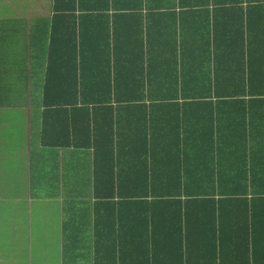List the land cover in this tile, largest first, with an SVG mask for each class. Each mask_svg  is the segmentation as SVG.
<instances>
[{
    "label": "crops",
    "instance_id": "1",
    "mask_svg": "<svg viewBox=\"0 0 264 264\" xmlns=\"http://www.w3.org/2000/svg\"><path fill=\"white\" fill-rule=\"evenodd\" d=\"M27 3L0 6V264H114V258L115 264H132L127 254H135L141 234L147 233L139 228V215L144 213H140L137 193L133 197L140 190L137 164L143 158L152 159L163 147L185 157L194 151L197 156L225 159L239 155L253 171L264 166V101L259 99L264 98V2L210 0L166 14L168 10L154 11L151 16L135 9L108 19L109 31L113 26L117 32L116 60L167 64L168 72L163 70V74L171 81L178 76L173 94L207 93L205 85L211 80L212 95L231 97L243 92L247 96L243 100H256L241 106L220 102L229 97L217 98L219 102L209 108L192 104L191 99L184 104L126 103L128 108L115 114L117 128L128 124L130 132L137 134V125H150L161 131L162 138L155 142L148 135L150 146H145L143 136H128L124 131L115 151L116 163L108 170L94 163L97 155L86 132L87 118L78 124L72 107L45 108L42 101L45 94L79 93L75 78L82 79L88 90L91 61H103L112 45L107 51L98 40L91 48L90 21L83 20L85 37L79 52L72 18L54 17L51 0ZM92 20L94 33L102 29L104 33L108 21ZM135 26L140 29V43L129 36ZM147 79L149 92L169 93L173 83L154 91L156 86L151 87ZM99 116L104 118V114ZM177 117L186 129L199 127L205 134L213 130L211 138L194 139L195 133L183 130L185 139L168 140L166 122L175 123ZM226 161L223 167L234 165ZM159 169L169 176L162 166ZM186 185L190 191L230 188L223 180L216 187L211 182L201 188L194 181ZM170 204L166 200L145 211L149 230ZM200 208L199 202L189 205L187 220L194 222L190 233L185 224L181 234L173 232L169 246L177 252L181 248L184 255L185 249L194 256L202 252L201 233L196 229ZM147 240L149 249V236ZM221 249L224 264L232 260L235 264L237 246L228 243ZM156 252L175 253L168 246Z\"/></svg>",
    "mask_w": 264,
    "mask_h": 264
},
{
    "label": "trees",
    "instance_id": "2",
    "mask_svg": "<svg viewBox=\"0 0 264 264\" xmlns=\"http://www.w3.org/2000/svg\"><path fill=\"white\" fill-rule=\"evenodd\" d=\"M209 1L51 0L50 6L53 9L54 17L62 15L70 17L74 21L75 24L73 23L72 30L75 32L74 41L77 48H80L79 52L82 48L81 40L85 37L83 20L90 21V36L87 39L91 43V48L95 47L94 42L98 40L105 43L107 51L109 50V44L111 43L112 45V50L106 52L103 61L100 60L97 63L93 60L91 61L90 87L88 90L83 88L85 82L82 79L79 78L78 80L75 78V90L79 91V93L75 92L66 96L45 94L42 101L45 108L53 106L61 107L62 105L72 107V113L75 114L74 120L78 124H81L82 120L87 118L86 132L89 138H91L94 155H97L93 158L97 166L105 168V170L114 166L117 156L115 151L117 147L119 148L120 142L124 138L120 136L126 135L123 134L124 131L127 132L128 136H143L145 138V146H150V141L146 137L148 135L155 142H157V139L162 138L161 131L152 129L150 125H137L136 134V130L130 132V126L127 124L124 128L121 127V130L118 127L120 130L119 135V130L115 124V114L128 108L124 104H161L164 102H181V104H184L186 99H191L190 102H193L192 104H201L209 108L215 102H219V100L215 99H226L229 97L212 95L209 92L211 90V80H208L205 85V88L208 90L207 93L173 94L177 86V83L174 81L178 80V76L171 81L169 77L167 78L163 74V70H165L166 74L168 72L169 66L167 64L160 67L159 64L151 66V64H144L143 62L116 60L117 32L113 26L111 31H109L107 26V24L109 25L108 19L110 17L117 18L123 13L135 9H144L145 12H149L146 15L151 16L154 15L152 13L154 11L168 10L164 12L166 14L180 8L203 5ZM246 1L251 3L252 0ZM254 1L264 2V0ZM141 15V13L135 14L137 17H141ZM94 17H99L102 21H108L104 33L103 29L100 30V34L98 32L94 33V28L92 27V18ZM54 23L55 21L52 22V24ZM57 23L59 26L60 20ZM52 30L54 33L55 26L52 27ZM86 34L88 36V33ZM129 36L132 41H139L141 38L139 26H135L133 30H130ZM151 71H153L154 77L151 75ZM174 73L177 74L178 71ZM147 78L151 79V87L156 86L154 91L168 86V84H165L167 82H173L169 84L171 85L169 93L164 94L163 90H160V92H149L148 87H145V83H148L149 80ZM191 85V90L194 91V84L192 83ZM244 85L242 82L240 86L244 87ZM245 97L247 96L241 92V94H235L227 100L220 102L235 103L241 106L256 102V100L250 98V100L245 101L243 100ZM259 99L264 101V98ZM143 113H146V110ZM99 114H104V118L100 117ZM82 116L84 117L82 118ZM175 120L176 122L172 124L166 122L165 130L168 131L165 134L169 135L168 140L173 137L184 138L183 130L188 133H195L197 137L194 139L198 140L211 138L213 134V130L205 134L199 127H195L194 130L190 128L186 129L182 126L183 120H179L178 117ZM45 125L47 124L43 117V126ZM80 129L81 126L79 127ZM47 133L48 131L45 136ZM234 133L236 135L244 134L241 131H235ZM236 135L233 137H236ZM192 150L191 148L190 152ZM190 154L194 156H189ZM190 154H188V157L178 156L176 153L174 154L163 147L152 159L143 158L138 161L137 168L141 172V176L139 177L140 190L133 192V197H136L135 194L137 193L140 213H144L139 215V228H144L147 233L145 236L141 234L137 245L139 249H134L135 254H127L128 259H132V264H224L223 254L225 252H222L221 248H227L228 243H234L237 246L235 250L237 260L235 264H259L264 262V166L259 170L256 167L254 171L252 167L248 169L245 166L244 158L239 155H234L230 159L226 157L225 159L221 157L214 158L212 155L203 156L202 153L200 154L201 156H197L195 151ZM226 160H230L234 165L227 168L223 167V164L227 165ZM161 166L168 171L169 176L159 169ZM259 171H261L260 175H258ZM204 179L207 180L203 181ZM221 180L226 182L230 188L190 191L192 188L186 185L188 182L194 181L195 184L200 183L199 187L201 188L202 184L211 182L213 184L212 187H216ZM157 186L164 188L157 189ZM112 195V192H108L107 194L108 197H112ZM122 198L124 197L122 196ZM166 200L171 202L170 206L161 211V214L158 215L149 230L150 227H148L144 219L147 216V212L145 211L152 210L158 203ZM191 202H199L201 206L200 215L199 211L197 213L196 229L197 232L200 231L201 233L203 248L202 252L200 254L197 253L196 256L193 253L190 254L187 249H185V253L187 254L184 255L180 253L182 252V248L177 252L176 249L169 246V243L173 242L174 231L180 233L187 226L188 233L190 225L192 226V230L194 229V222L187 220L189 217L187 212ZM199 218H201V222ZM162 220L163 223H159ZM148 236L150 241L149 249L147 245ZM188 240L189 234L185 236L186 246ZM164 246H168L175 253L156 252L157 249ZM128 262L130 263V261ZM232 263H234L233 260Z\"/></svg>",
    "mask_w": 264,
    "mask_h": 264
},
{
    "label": "rangeland",
    "instance_id": "3",
    "mask_svg": "<svg viewBox=\"0 0 264 264\" xmlns=\"http://www.w3.org/2000/svg\"><path fill=\"white\" fill-rule=\"evenodd\" d=\"M10 1V3H8ZM31 0H0V6H7L8 4L12 5H18V6H25L29 5L27 2ZM14 3V4H13ZM45 4V2H44Z\"/></svg>",
    "mask_w": 264,
    "mask_h": 264
}]
</instances>
